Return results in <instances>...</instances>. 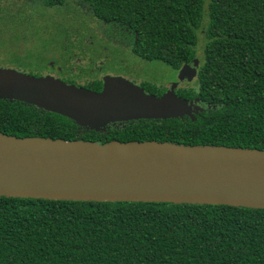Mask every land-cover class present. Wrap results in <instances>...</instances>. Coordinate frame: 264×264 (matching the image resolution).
I'll list each match as a JSON object with an SVG mask.
<instances>
[{
  "label": "trees",
  "instance_id": "obj_1",
  "mask_svg": "<svg viewBox=\"0 0 264 264\" xmlns=\"http://www.w3.org/2000/svg\"><path fill=\"white\" fill-rule=\"evenodd\" d=\"M13 1L22 8L16 13L21 26L31 28L42 43L39 53L66 50L72 57L76 46L94 47L95 35L81 14L80 19L75 15L70 0ZM76 1L107 32L131 31L133 51L145 61L176 72L200 52L194 85L176 95L204 111L95 132L33 106L0 100V134L264 151V0ZM27 9L36 20L28 21ZM79 24L84 34L73 41ZM20 37L17 44L28 42ZM201 37L204 45L198 49ZM29 56L24 70L30 71L22 72L34 77L49 68L48 62L59 64L53 57ZM145 92L160 95L153 88ZM0 264H264V209L0 197Z\"/></svg>",
  "mask_w": 264,
  "mask_h": 264
},
{
  "label": "water",
  "instance_id": "obj_2",
  "mask_svg": "<svg viewBox=\"0 0 264 264\" xmlns=\"http://www.w3.org/2000/svg\"><path fill=\"white\" fill-rule=\"evenodd\" d=\"M198 68L183 66L161 96L105 76L99 92L51 75L0 68V100L62 116L79 128L192 117L204 109L175 93ZM0 197L264 209V151L158 142L92 141L0 134Z\"/></svg>",
  "mask_w": 264,
  "mask_h": 264
},
{
  "label": "flooded vegetation",
  "instance_id": "obj_3",
  "mask_svg": "<svg viewBox=\"0 0 264 264\" xmlns=\"http://www.w3.org/2000/svg\"><path fill=\"white\" fill-rule=\"evenodd\" d=\"M71 2L72 8L75 11V15L77 14L79 16L81 14L83 21H85L84 16L87 17L85 21L86 25H88L89 30L93 32L96 40L99 42L96 44L97 41H95L94 47L87 49H80L78 46H76V48H72V57L66 56L67 54L64 53L67 52L66 50H63L64 52L62 51L56 53V60L59 64L57 65L55 62L47 63L49 67L47 70H52V74H50L51 76L65 83L70 81L76 82L79 87L83 88L95 86L100 87V90L102 89L103 78L105 76L122 77L138 85L144 91L148 88H153L154 91L157 90V92H159L160 94L159 96H161L170 88L171 85L177 82L178 72L180 71V69H182L183 66H190L191 68H193L194 62L197 61L198 68L195 75L193 74L191 77L188 76L182 82H179L175 93L180 88L189 89L194 85V82L197 79L201 62L200 52L197 53L195 59H193L189 63L183 64L176 71L177 76L174 83L153 84L150 78L142 74V70L145 68L147 63L151 62L139 58L134 53L132 47L136 43V37L133 36L132 32L127 29H124V33L122 29L117 33L107 32L106 30H104V27L101 26L97 19L94 20L96 22L95 26L91 27L89 16L91 17L92 12L90 11V9L82 3L77 2L76 0H73ZM84 10H89L91 12L90 15L88 16L86 12V15H84ZM92 20L93 18L91 17V22ZM76 29L77 30L74 31V33L71 35V40L73 41L77 39L78 34H84L83 31L80 30V24ZM131 39H134L132 44ZM89 44L92 43L89 42ZM73 60H75V63H73Z\"/></svg>",
  "mask_w": 264,
  "mask_h": 264
},
{
  "label": "rangeland",
  "instance_id": "obj_4",
  "mask_svg": "<svg viewBox=\"0 0 264 264\" xmlns=\"http://www.w3.org/2000/svg\"><path fill=\"white\" fill-rule=\"evenodd\" d=\"M18 9H22L21 5L16 4L15 1L0 0V68L14 69L28 73L30 70L25 71L24 68L29 66L28 64L32 61V58H30L31 56H29V54L33 53V59L41 60L52 57L56 59L57 56L56 54H53L54 51L51 52L50 49L45 51V55H43L42 52L39 53L42 43L37 40V37H34L31 34L33 33L31 28L26 29L25 26H21L22 20H17L16 16ZM24 12L28 15L26 16L28 21L36 20L35 18L30 17L31 15L28 9ZM85 12L88 14V16L91 13L89 10H84V15H86ZM84 17L86 21L87 17ZM91 17L93 18L92 22ZM91 17L89 16L90 25L91 27H94L96 23L94 20H96V18H94L92 15ZM22 36L27 38L28 42L24 43L25 41H20L17 44L18 41L16 42V40L19 37V40H22ZM203 45L204 41L201 37L198 40V49H202ZM73 63H75V60H73ZM34 68L36 69L37 67L32 66L31 69ZM38 68L40 69V67ZM33 74L40 76L50 75L52 74V70L43 69ZM142 74L150 78L153 84H172L175 82L177 76L175 71H172L169 67L162 64L161 62L147 63L145 68L142 70Z\"/></svg>",
  "mask_w": 264,
  "mask_h": 264
}]
</instances>
